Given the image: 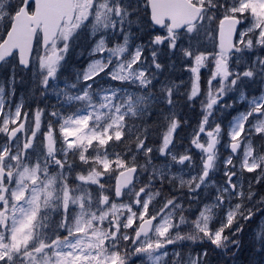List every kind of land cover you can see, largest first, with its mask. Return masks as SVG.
I'll return each mask as SVG.
<instances>
[{
  "label": "rangeland",
  "instance_id": "374dc122",
  "mask_svg": "<svg viewBox=\"0 0 264 264\" xmlns=\"http://www.w3.org/2000/svg\"><path fill=\"white\" fill-rule=\"evenodd\" d=\"M147 1L78 0L30 70L0 67V264H207L234 253L238 232L262 236L250 205L264 193V0H191L206 11L174 34L155 30ZM20 2L0 0V42ZM230 15L242 24L225 55ZM149 117L158 132L136 133ZM131 166L136 185L115 197Z\"/></svg>",
  "mask_w": 264,
  "mask_h": 264
},
{
  "label": "water",
  "instance_id": "95a60500",
  "mask_svg": "<svg viewBox=\"0 0 264 264\" xmlns=\"http://www.w3.org/2000/svg\"><path fill=\"white\" fill-rule=\"evenodd\" d=\"M74 0H24L19 11L15 13L6 36L0 43V64L17 52L19 65L29 68L37 33L41 34V48L44 50L57 37L61 25L70 24L74 17ZM34 3V10L29 13L28 6ZM150 21L156 28L165 26L169 21L171 31L178 32L199 19L204 7L189 0H148ZM239 20L224 17L219 21L217 41L221 52L229 54L234 48V39ZM258 113V111L256 112ZM236 143L230 145L235 152ZM137 167H129L118 173L116 192L129 188L135 180ZM154 218L143 220L134 236V243L146 237L152 231Z\"/></svg>",
  "mask_w": 264,
  "mask_h": 264
},
{
  "label": "trees",
  "instance_id": "16d2710c",
  "mask_svg": "<svg viewBox=\"0 0 264 264\" xmlns=\"http://www.w3.org/2000/svg\"><path fill=\"white\" fill-rule=\"evenodd\" d=\"M162 60L164 62H163V67L160 71L161 76H163V78H167L170 76L174 77L176 74V70L172 69V67L169 65V61L166 58H163ZM178 99H179L178 103L183 101L181 97H178ZM187 104H189V102L185 101L184 99V105H187ZM46 111L45 113H47ZM157 117L158 115L154 116V119ZM46 120H48L47 117H46ZM154 125L155 124H154L153 118L149 117L148 119H143L142 121H140V123L136 125L135 127H133V129L135 130L136 133L138 132L140 133L143 128L144 129L148 128L156 134L159 128L155 127V129L153 130L152 128ZM143 138H144V135L142 134L135 137L133 139L134 144H136L137 141H141V139ZM151 138L152 137H150V139ZM150 139L147 138L145 141H147L148 143L153 142ZM145 143L146 142H144V144ZM109 179H111L110 181L111 183L113 177H110ZM110 183L108 182V186H110ZM260 200H263V201L257 204H254L256 205V208L254 205H250L252 207V210L250 211L251 219L257 218V216L260 213L264 214V193L260 196ZM244 223L245 221H243V224ZM236 236L238 238V241L235 240V244L237 243L238 246L235 249L233 254L232 252H229V251L226 253V255L220 254L217 251L214 253L211 251L209 254L210 258L206 259V263L207 264H262L264 263V231L262 233L261 239L259 240L255 236L252 237L250 231H245L244 233L238 232ZM116 250L118 251V253H120L119 250L121 249L119 248V246H117Z\"/></svg>",
  "mask_w": 264,
  "mask_h": 264
},
{
  "label": "flooded vegetation",
  "instance_id": "af4514ba",
  "mask_svg": "<svg viewBox=\"0 0 264 264\" xmlns=\"http://www.w3.org/2000/svg\"><path fill=\"white\" fill-rule=\"evenodd\" d=\"M84 1H85V0H84ZM200 4H201V3H200ZM75 5H76V9H77V8H78V0L75 1ZM23 125H24V122H23L22 126H23ZM22 128H23V127H21V129H22ZM21 129H20V130H21ZM17 131H18V130H16V132H17Z\"/></svg>",
  "mask_w": 264,
  "mask_h": 264
},
{
  "label": "bare ground",
  "instance_id": "6f19581e",
  "mask_svg": "<svg viewBox=\"0 0 264 264\" xmlns=\"http://www.w3.org/2000/svg\"><path fill=\"white\" fill-rule=\"evenodd\" d=\"M260 194H263V193H260ZM259 215H260V216H263L264 214L260 213ZM261 237H262V236H261ZM261 237H260L259 239H261Z\"/></svg>",
  "mask_w": 264,
  "mask_h": 264
}]
</instances>
